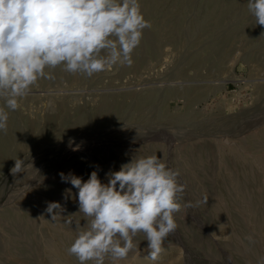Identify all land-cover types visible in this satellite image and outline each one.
<instances>
[{
	"label": "rangeland",
	"instance_id": "374dc122",
	"mask_svg": "<svg viewBox=\"0 0 264 264\" xmlns=\"http://www.w3.org/2000/svg\"><path fill=\"white\" fill-rule=\"evenodd\" d=\"M140 3L152 27L130 66L92 77L49 70L54 79L38 80L9 112L0 264H79L67 248L86 218L60 173L86 181L95 170L107 183L110 170L153 154L187 185L177 229L157 260L139 233L115 264H264V27L247 0ZM18 157L26 167L14 176ZM49 202L64 208L54 221Z\"/></svg>",
	"mask_w": 264,
	"mask_h": 264
},
{
	"label": "clouds",
	"instance_id": "9594fccd",
	"mask_svg": "<svg viewBox=\"0 0 264 264\" xmlns=\"http://www.w3.org/2000/svg\"><path fill=\"white\" fill-rule=\"evenodd\" d=\"M247 9L255 25L264 27V0H247ZM151 27L140 0H0V132H7L9 112L20 107L38 80L54 79L49 70L62 67L92 77L118 64L130 66L144 30ZM13 160L15 176L26 166L19 157ZM179 176L156 154L110 170L107 183L95 170L86 181L60 173L61 181L77 190L79 212L86 218L68 254L79 264H105L109 258L115 264L138 248L134 239L143 233L146 258L157 260L164 240L177 229L175 214L187 187ZM63 211L59 202L46 208L52 221Z\"/></svg>",
	"mask_w": 264,
	"mask_h": 264
},
{
	"label": "bare ground",
	"instance_id": "6f19581e",
	"mask_svg": "<svg viewBox=\"0 0 264 264\" xmlns=\"http://www.w3.org/2000/svg\"><path fill=\"white\" fill-rule=\"evenodd\" d=\"M108 106V105H107Z\"/></svg>",
	"mask_w": 264,
	"mask_h": 264
}]
</instances>
